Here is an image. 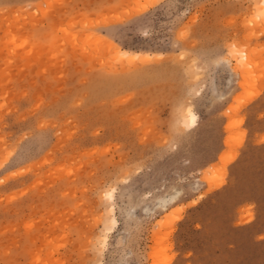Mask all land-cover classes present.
Returning <instances> with one entry per match:
<instances>
[{
	"label": "rangeland",
	"instance_id": "rangeland-1",
	"mask_svg": "<svg viewBox=\"0 0 264 264\" xmlns=\"http://www.w3.org/2000/svg\"><path fill=\"white\" fill-rule=\"evenodd\" d=\"M0 264H264L262 0H0Z\"/></svg>",
	"mask_w": 264,
	"mask_h": 264
},
{
	"label": "bare ground",
	"instance_id": "bare-ground-1",
	"mask_svg": "<svg viewBox=\"0 0 264 264\" xmlns=\"http://www.w3.org/2000/svg\"><path fill=\"white\" fill-rule=\"evenodd\" d=\"M262 7H263V13H264V0H262ZM254 98V97H253ZM246 103H247V101H246ZM245 106V105H244ZM197 115L191 110V109H188L187 110V112H186V116L184 117V120H185V122L188 124V126L190 127V128H193V127H195L196 125H197ZM230 128L231 127H228V131L230 130ZM232 129V128H231ZM231 136H229L228 138H227V140H226V144L227 145H230V142H231ZM224 155L225 154H222V157H224ZM226 156V155H225ZM236 156V155H235ZM227 158H228V156H226ZM222 159V158H221ZM230 159V160H229ZM234 159H235V157L233 158V156H232V158H228L227 160H229V161H226L225 160V163L227 162L228 164H231L233 161H234ZM224 162V161H223ZM227 165V164H226ZM114 193V192H113ZM113 194H111V193H109L108 194V198L111 200V201H113ZM173 199L174 198H172L171 199V201H173ZM111 212L112 213H114V211H113V207L111 206ZM108 221V220H107ZM109 221H110V223H112L113 224V226L115 225V223L117 222L116 221V219H115V217L113 216V215H111V217H110V219H109ZM111 225V224H110ZM112 225H111V227H113ZM116 226V225H115ZM111 230V229H110ZM107 238V237H106ZM106 238H104L103 240H104V242L103 243H105V241H107V239ZM104 246H106V245H104Z\"/></svg>",
	"mask_w": 264,
	"mask_h": 264
}]
</instances>
